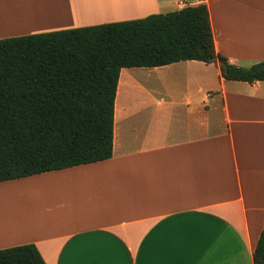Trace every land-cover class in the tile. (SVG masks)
<instances>
[{"label":"crops","instance_id":"obj_1","mask_svg":"<svg viewBox=\"0 0 264 264\" xmlns=\"http://www.w3.org/2000/svg\"><path fill=\"white\" fill-rule=\"evenodd\" d=\"M182 1L206 5L228 63L264 61V0H0V39L140 19ZM150 79L159 91L132 97L133 80ZM15 181L51 193L41 229L24 233L9 232L12 209L0 204V250L33 244L45 264H253L264 228V82L224 80L217 61L123 68L112 156L0 186Z\"/></svg>","mask_w":264,"mask_h":264},{"label":"trees","instance_id":"obj_2","mask_svg":"<svg viewBox=\"0 0 264 264\" xmlns=\"http://www.w3.org/2000/svg\"><path fill=\"white\" fill-rule=\"evenodd\" d=\"M212 59L224 80L264 82V61L243 68L215 52L205 4L0 39V183L109 159L121 69ZM252 262L264 264V228ZM0 264L45 262L25 244L1 249Z\"/></svg>","mask_w":264,"mask_h":264},{"label":"rangeland","instance_id":"obj_3","mask_svg":"<svg viewBox=\"0 0 264 264\" xmlns=\"http://www.w3.org/2000/svg\"><path fill=\"white\" fill-rule=\"evenodd\" d=\"M11 19L15 18L11 17ZM155 81L157 80L150 79V81L146 82L133 80V83L130 85L129 89V91L132 93L131 95H133L132 97L140 98L143 96L142 98L145 97V99H148V97H146V94H148L147 91H150L151 89L154 91H159L158 87L160 86V83ZM15 187L20 189H14ZM49 188L50 187H48L47 190L35 189V187L25 188L22 186L20 181H15L13 183L9 182L0 186V204L3 207L12 209L9 213L13 217L12 222H14L15 218L20 220L19 223L21 225L17 232L24 233V231H26L30 226L33 227L32 230L41 229L42 222L41 218L39 217V215L42 213L41 204L43 203L42 200L45 198V196L49 198L48 196H50L51 193ZM49 202L50 200L46 201V203ZM46 207H48V204ZM1 216H3V214ZM0 235H3V232H0ZM4 237L5 236H2L0 241H3ZM6 238L8 239V237Z\"/></svg>","mask_w":264,"mask_h":264},{"label":"bare ground","instance_id":"obj_4","mask_svg":"<svg viewBox=\"0 0 264 264\" xmlns=\"http://www.w3.org/2000/svg\"><path fill=\"white\" fill-rule=\"evenodd\" d=\"M25 186V185H24ZM26 186L27 187H31V188H34L35 187V184L34 182H26ZM39 188V187H38ZM20 220L16 219L14 220V222H12V225L10 227V231L9 232H13V231H18L19 227H20V223H19ZM18 223H19V226H18ZM0 238H1V235H0Z\"/></svg>","mask_w":264,"mask_h":264},{"label":"water","instance_id":"obj_5","mask_svg":"<svg viewBox=\"0 0 264 264\" xmlns=\"http://www.w3.org/2000/svg\"><path fill=\"white\" fill-rule=\"evenodd\" d=\"M212 62L214 63V62H216V60L215 59H212ZM219 66L222 67V68H225L226 67V65L223 64V63H219Z\"/></svg>","mask_w":264,"mask_h":264},{"label":"built area","instance_id":"obj_6","mask_svg":"<svg viewBox=\"0 0 264 264\" xmlns=\"http://www.w3.org/2000/svg\"><path fill=\"white\" fill-rule=\"evenodd\" d=\"M179 6L183 8V7H185V6H186V3H185L184 1H182V2H179Z\"/></svg>","mask_w":264,"mask_h":264}]
</instances>
